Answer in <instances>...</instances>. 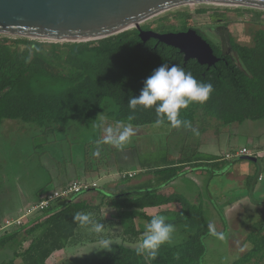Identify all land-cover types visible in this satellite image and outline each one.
Segmentation results:
<instances>
[{
  "label": "trees",
  "instance_id": "trees-1",
  "mask_svg": "<svg viewBox=\"0 0 264 264\" xmlns=\"http://www.w3.org/2000/svg\"><path fill=\"white\" fill-rule=\"evenodd\" d=\"M208 10L203 5L196 12L204 14ZM234 11L237 16L252 14L250 20L256 25L251 29V44H243L232 34L228 35L230 49L236 56L226 52L221 43L207 40L198 27L189 23L190 15L186 12H175L179 22L171 21L170 15L164 14L141 25L142 29L160 33L196 29L220 58L210 67L196 59L185 61L178 48L156 38L143 41L137 28L80 42H49L0 35V124L9 119L21 120L35 124L47 136L66 130L73 120H95L101 115L135 126L155 124V106L144 108L138 105L133 111L127 102L130 97L140 94L144 80L163 63L177 64L190 71L198 81L213 85V92L206 102H193L180 109L179 118L191 125L186 128L202 130L213 124L222 127L262 120L264 9L235 7ZM212 15L215 20H224V26L233 19L226 11L213 10ZM109 100L115 103L116 110L106 111ZM163 123L171 125L166 117ZM193 152L189 156L180 152L175 162L167 163L153 173L162 183H169L186 164L204 165L196 146ZM251 179L249 177L248 181ZM58 203L61 206L52 212ZM171 203H179L182 210L173 218H166V222L181 225L184 231L190 232L189 237L180 243L161 245L155 259L137 255L135 242L145 233L146 227L136 228L134 210ZM104 207L115 208L120 222L104 218ZM77 212L91 214L93 220L103 223V232L97 234L91 225L81 226L74 222L73 216ZM140 214L147 224L153 217ZM4 219L0 216V226ZM119 226L123 228L122 233L117 232L113 237L121 238V241L113 243L102 255L70 261L77 259L79 264H200L207 249L204 238L213 234L203 207L181 193L166 194L158 188L110 192L98 185L88 191L58 198L45 210L28 216L23 224L3 229L0 232V264H48L54 254L69 246L97 242L105 238V230L108 234ZM254 258L258 263L264 261V234L236 264L248 263Z\"/></svg>",
  "mask_w": 264,
  "mask_h": 264
},
{
  "label": "rangeland",
  "instance_id": "rangeland-1",
  "mask_svg": "<svg viewBox=\"0 0 264 264\" xmlns=\"http://www.w3.org/2000/svg\"><path fill=\"white\" fill-rule=\"evenodd\" d=\"M198 7L200 6L178 11L190 15L189 23L198 27L207 40L221 43L223 49L234 56L236 55L230 49L228 43L229 34L235 36L243 44L252 43L251 29L256 26L250 20L252 14L247 13L243 16H237L234 11L236 6L227 5L206 6L209 10L204 14H199L196 12ZM213 10L226 11L228 17L233 19L230 20L231 22L227 26H224L226 25L224 20H215L212 15ZM178 11L169 13L171 21L179 22L174 16L175 12ZM8 36L15 37L14 35ZM106 105V111L117 109L113 101L109 100ZM249 122H253V131H264V120ZM12 124L16 125L9 127ZM117 125H130L132 129L128 140L121 147H116L111 143H96L97 140L105 139L108 135V128L115 130ZM200 130L199 128H175L165 123L135 126L101 115L95 120H73L66 130L47 136L35 124L25 123L21 120H5L0 124V216L6 218L20 214L45 191L55 189L51 177L58 169L70 168L75 165L79 169H89L87 180L97 179L98 185L106 186L108 182L104 173L126 169L136 164L138 167L140 165L153 167L161 163L160 158L167 153L179 154L181 152L184 156L194 154L193 148L200 143ZM233 139L234 137H232ZM89 140H92V143L85 154L83 143ZM243 140V137L239 136V142L235 140V144L233 140L230 147L232 143L236 146L240 145ZM227 149H229V146H227ZM259 162L262 163L261 160ZM224 165L232 167L236 164L224 162ZM119 175L120 173L117 176ZM229 180L228 175H221L216 179L218 184L223 187L231 182ZM259 184L261 188L260 192L255 194L257 198L264 195V180L260 181ZM222 193L229 196L240 192L239 189H236L233 192L224 190ZM60 206L59 203L55 204L51 211H56ZM210 208L211 206H208L205 212V219H209V211H213ZM261 212L262 210L255 209L254 214L250 215L248 213L250 217L247 214L241 215V230H245L246 227L254 231L260 230V226L264 223V216H260ZM176 227L181 228L182 226ZM213 227L216 234H211L208 239V236L204 238L207 249L200 264H236L237 261L242 260L243 255L240 254L239 248L231 249L229 246L231 233L228 231L223 234L217 232L220 229L219 227ZM120 229L122 230V227ZM117 231L118 229H113L106 234L107 231L105 230L104 239L112 241V244L118 243L121 238L113 237ZM189 235L190 232H187V230L182 231L181 228L177 233L174 231L172 239L168 243H180ZM25 244H28V242ZM249 245L251 247V244ZM98 247V241L85 245L69 246L51 256L48 264H68L73 258L102 255L107 250L97 249ZM250 247L246 248L247 251L251 249ZM70 264H79V261L76 259L70 261ZM238 264H264V261L258 263L254 258L248 263L242 261Z\"/></svg>",
  "mask_w": 264,
  "mask_h": 264
},
{
  "label": "crops",
  "instance_id": "crops-1",
  "mask_svg": "<svg viewBox=\"0 0 264 264\" xmlns=\"http://www.w3.org/2000/svg\"><path fill=\"white\" fill-rule=\"evenodd\" d=\"M249 121L250 120L222 127H217L216 124L204 127L200 131L201 139L196 149H198L200 161L205 162V164L202 166L197 164H186L180 174L169 183H162L153 171L159 167L166 166L165 164L167 163L175 162L176 158L179 157L178 153L165 154L160 158L161 163L153 167L141 165L138 167L136 164L126 169H118V171L115 172L104 173V176H107L105 178H107L106 181L108 184L102 187L110 192L124 191L125 193L158 188L162 193H181L185 195L191 202L201 205L204 213L208 209V206H211L210 209H213L214 212L209 211V219H206L207 224L219 227L220 229L217 232L223 234L229 231L231 233L229 242L230 248H239L240 254L244 256L253 248L256 240L264 234V223L260 226V230L257 231L248 227H246L245 230H241L240 228L241 217L245 214L250 217L251 214H254L255 209L262 210L260 216H264V195L259 198L255 196L256 193L260 192L261 186L259 182L264 180V131H253V122ZM15 125L16 124H12L9 125V127ZM239 136L243 137L244 140L240 145L236 146V142H239ZM232 137H234L233 140L235 144L232 143L230 147V143L233 142ZM91 143L92 140L83 143V147L85 148L83 152L85 154ZM227 146H229V149H227ZM244 147L248 148L251 152L259 151V156H253L254 159H247L243 156L235 159L225 158L226 153ZM260 160L262 163L259 162ZM224 162H230L236 165L226 167ZM75 166L58 169L55 174L52 175L51 181L54 183L55 189L66 186L75 179H87L89 169H79ZM121 172H135L136 175L125 180L117 176ZM221 175H228L229 181H231L224 187L219 185L216 181ZM249 177L252 179L248 181ZM108 178L110 179L108 180ZM93 181L98 180L93 179ZM236 189H239V194L228 196L222 193L224 190L233 192ZM47 192L48 191H45L44 194ZM41 196L37 197V199ZM181 210L182 208L179 203L135 209L133 212V220L136 224V228L142 229L146 227L147 221L140 213L149 216L162 215L165 218H173L176 216V213H179ZM102 214L104 218L110 219L112 222H120L118 220V211L115 208L104 207L102 209ZM120 227L122 226L118 227L117 232L122 233L123 228L121 230ZM181 228L175 226V233L180 231ZM182 231H184L183 228ZM143 235L144 233L137 237V241L135 242L136 246L141 242ZM207 236L208 239L210 235ZM249 244H251V247ZM247 247L251 249L247 251Z\"/></svg>",
  "mask_w": 264,
  "mask_h": 264
},
{
  "label": "water",
  "instance_id": "water-1",
  "mask_svg": "<svg viewBox=\"0 0 264 264\" xmlns=\"http://www.w3.org/2000/svg\"><path fill=\"white\" fill-rule=\"evenodd\" d=\"M203 5L264 9V0H0V35L80 42L137 28L143 41L156 38L178 48L185 61L196 59L210 67L220 58L196 29L160 33L141 27L164 14Z\"/></svg>",
  "mask_w": 264,
  "mask_h": 264
},
{
  "label": "clouds",
  "instance_id": "clouds-1",
  "mask_svg": "<svg viewBox=\"0 0 264 264\" xmlns=\"http://www.w3.org/2000/svg\"><path fill=\"white\" fill-rule=\"evenodd\" d=\"M212 92L211 83L198 81L190 71H185L177 64L170 66L168 63H163L144 80L140 94L130 97L127 104L133 111L138 105L144 108L155 106L157 125L162 124L166 117L172 127H190V122L179 118L180 109L187 108L193 102L201 104L206 102ZM131 132L130 125H117L115 130L108 128L105 139L97 140L96 143H111L121 147L128 140ZM73 221L81 226L91 225L92 230L97 234L102 233L104 229V224L93 220L88 213L77 212L73 216ZM209 228L215 235V229L211 224ZM174 231V224L166 222V218L162 215H154L146 225L143 238L136 248L137 255H146L155 259L161 245L171 241ZM111 244L112 241L101 238L97 249H109Z\"/></svg>",
  "mask_w": 264,
  "mask_h": 264
},
{
  "label": "built area",
  "instance_id": "built-area-1",
  "mask_svg": "<svg viewBox=\"0 0 264 264\" xmlns=\"http://www.w3.org/2000/svg\"><path fill=\"white\" fill-rule=\"evenodd\" d=\"M217 6H222V5H217ZM245 155L258 157L259 151L251 152L248 148L244 147L227 153L225 157L228 159H232ZM135 174H136L135 172H121L119 176L121 178H126V177H133ZM97 186H98L97 181H93V180L90 181L86 179L85 180L75 179L66 186L48 191L39 201L30 204L22 213L17 214L16 216L6 217L3 220V224L0 226V232L5 228L15 227L23 224L28 216L32 215L37 211L45 210L58 198L69 197L75 193L88 191L91 188H95Z\"/></svg>",
  "mask_w": 264,
  "mask_h": 264
}]
</instances>
